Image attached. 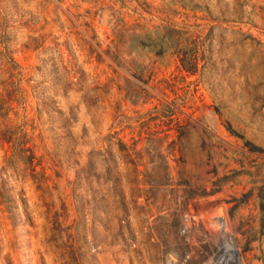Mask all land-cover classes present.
Returning a JSON list of instances; mask_svg holds the SVG:
<instances>
[{
  "label": "rangeland",
  "instance_id": "374dc122",
  "mask_svg": "<svg viewBox=\"0 0 264 264\" xmlns=\"http://www.w3.org/2000/svg\"><path fill=\"white\" fill-rule=\"evenodd\" d=\"M169 255L264 264V0H0V264Z\"/></svg>",
  "mask_w": 264,
  "mask_h": 264
},
{
  "label": "bare ground",
  "instance_id": "6f19581e",
  "mask_svg": "<svg viewBox=\"0 0 264 264\" xmlns=\"http://www.w3.org/2000/svg\"><path fill=\"white\" fill-rule=\"evenodd\" d=\"M220 210H221V209H220ZM217 211H218V210H217ZM221 212H222V211H221ZM221 212H220V213H221ZM214 213L216 214V213H218V212H214ZM214 213L212 214L213 216H215ZM216 215H217V214H216ZM219 216H220V214H219ZM221 216H223L222 213H221ZM217 217H218V216H217ZM217 217H216V218H217ZM223 218H224V217H223ZM211 224H213V225H214L215 227H217L218 229H221V228L223 229V228L225 227L224 221H222V219H219V218H218V220H211ZM212 227H213V226H212ZM224 231H226V230H224Z\"/></svg>",
  "mask_w": 264,
  "mask_h": 264
},
{
  "label": "built area",
  "instance_id": "2783aa9c",
  "mask_svg": "<svg viewBox=\"0 0 264 264\" xmlns=\"http://www.w3.org/2000/svg\"><path fill=\"white\" fill-rule=\"evenodd\" d=\"M184 263L185 262L180 263V261H178L177 258L173 255H169L166 260V264H184Z\"/></svg>",
  "mask_w": 264,
  "mask_h": 264
},
{
  "label": "trees",
  "instance_id": "16d2710c",
  "mask_svg": "<svg viewBox=\"0 0 264 264\" xmlns=\"http://www.w3.org/2000/svg\"><path fill=\"white\" fill-rule=\"evenodd\" d=\"M193 59H196L195 57L193 58ZM195 68H196V65L195 64H193V71L195 70Z\"/></svg>",
  "mask_w": 264,
  "mask_h": 264
}]
</instances>
